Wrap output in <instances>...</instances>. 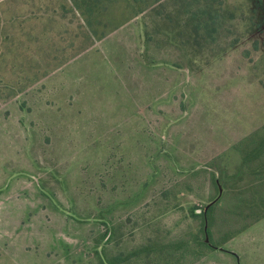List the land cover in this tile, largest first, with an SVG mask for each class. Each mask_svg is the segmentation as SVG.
Masks as SVG:
<instances>
[{
	"label": "rangeland",
	"instance_id": "374dc122",
	"mask_svg": "<svg viewBox=\"0 0 264 264\" xmlns=\"http://www.w3.org/2000/svg\"><path fill=\"white\" fill-rule=\"evenodd\" d=\"M263 136L264 0H0V264H264Z\"/></svg>",
	"mask_w": 264,
	"mask_h": 264
},
{
	"label": "trees",
	"instance_id": "16d2710c",
	"mask_svg": "<svg viewBox=\"0 0 264 264\" xmlns=\"http://www.w3.org/2000/svg\"><path fill=\"white\" fill-rule=\"evenodd\" d=\"M209 14L207 12V10H205L204 15ZM210 15V14H209ZM256 150H254V152H256L258 154L259 157H261L262 155H264V136L259 139L256 143ZM257 179V178H256ZM222 201L221 200L218 201V203L212 205L211 207H209L207 209V212L205 215H203L204 217V224H203V230L202 232L205 233V238L207 239V241L209 240V234L211 231V227H212V223H213V213L215 211V208L217 205H220ZM244 200H242L241 202H243ZM245 206L251 210V213L249 214L248 217L254 219L255 221H260L261 219L264 218V199L263 198H256V200H252L249 203L245 200L244 201ZM207 224V227L205 228ZM207 241H200L199 239H194L192 241V243L190 242L189 245L187 244V248L188 251H191L192 253H197L199 255H202L204 253V248L208 247V242ZM120 261L115 260L114 262L108 260L107 258L101 257V263L102 264H118L117 262Z\"/></svg>",
	"mask_w": 264,
	"mask_h": 264
}]
</instances>
